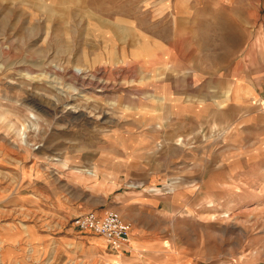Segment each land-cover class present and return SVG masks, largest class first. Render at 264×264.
<instances>
[{
	"label": "rangeland",
	"instance_id": "rangeland-1",
	"mask_svg": "<svg viewBox=\"0 0 264 264\" xmlns=\"http://www.w3.org/2000/svg\"><path fill=\"white\" fill-rule=\"evenodd\" d=\"M113 3L120 2L0 0V264H110L96 257L98 245L108 251L106 240L79 231L73 220L89 211L103 214L115 210L131 223L125 215L128 209L120 206L148 195L172 200L178 193L165 194L163 190L171 192L183 185L175 178L162 186L132 176L120 178L114 186L111 178L90 177L78 167H98L102 138L128 119L119 105L124 99L125 104H135L138 95L135 78L142 70L125 65L116 55L115 64L105 66L97 61L99 52L105 56L108 49L113 55L120 46L113 37L115 30L123 40L130 36V27L87 8L92 6L115 19ZM144 4L141 0L127 2V10L130 6L138 9L139 17L133 18L142 28L151 22V17L142 16L145 13L139 10ZM185 4L209 15L208 0ZM97 27L112 30L109 36L113 42L99 40ZM153 34L167 36L159 31ZM169 35L171 44L174 36L178 38L173 50L178 48L187 62L181 70L195 68L200 61H206L202 66L209 64L205 52L211 50L196 48L200 44L192 40L195 34L181 31ZM214 67L223 69L225 65ZM86 68L92 78L86 71L82 74ZM68 106H78L85 115L73 113ZM29 116L38 117V124L27 128V142L22 143L17 131L28 124ZM224 128L206 119L190 140L213 139L218 154L225 153ZM177 141L183 143L184 137ZM158 148L163 152L164 143ZM221 163L219 160L218 192L182 193L180 198L189 207L171 213L184 228L200 219L214 223L218 250L228 249L230 254L225 264H264V160L246 162L235 157L232 168L237 175L233 176L226 175ZM154 187L160 190L152 191ZM70 235L78 236V242H70ZM245 254H249L247 260H243Z\"/></svg>",
	"mask_w": 264,
	"mask_h": 264
},
{
	"label": "crops",
	"instance_id": "crops-1",
	"mask_svg": "<svg viewBox=\"0 0 264 264\" xmlns=\"http://www.w3.org/2000/svg\"><path fill=\"white\" fill-rule=\"evenodd\" d=\"M115 1L120 2L112 6L115 19L87 7L131 28L130 36L123 40L118 30L114 33L97 27L99 40L113 42L109 36L113 32L120 44L113 55L108 49L105 56L99 52L97 61L105 66L115 64L116 55L125 65L142 70L135 78L138 95L135 104H125L124 99L119 105L128 119L102 138L104 147L99 148L98 167H78L90 177L111 178L114 186L120 178L132 176L146 177V184L162 186L175 178L183 185L175 191L163 190L165 194L178 193L172 200L148 195L120 206L128 209L125 215L132 223L130 245L123 250L108 247L106 251L102 244L95 243L100 246L96 257L110 264H225L230 254L228 249L218 250L214 223L200 219L184 228L171 212L189 207L180 198L182 193L188 196L202 190L218 192L219 160L224 162L221 164L226 175L232 176L237 175L232 168L235 157L246 162L264 160V0H208L209 15L205 10L188 7L185 2L189 0H141L145 1L144 8L139 9L145 13L142 16L151 17L145 28L133 18L139 17L138 9L130 6L127 10V2L137 0ZM190 23L194 25L189 27ZM157 31L167 36L157 37L153 34ZM181 31L195 34L192 40L200 44L196 48L211 50L205 52L210 58L207 66H202L206 61H200L195 68L181 70L187 62L178 48L173 50L178 38L174 36L171 44L169 35ZM84 111L72 110L79 115H85ZM206 119L225 127V153L218 154L213 139L190 140L198 124ZM180 137H184L183 143L177 141ZM161 143L165 146L163 152L158 148ZM77 237L70 235L67 239L78 242ZM248 256L245 254L243 260Z\"/></svg>",
	"mask_w": 264,
	"mask_h": 264
},
{
	"label": "built area",
	"instance_id": "built-area-1",
	"mask_svg": "<svg viewBox=\"0 0 264 264\" xmlns=\"http://www.w3.org/2000/svg\"><path fill=\"white\" fill-rule=\"evenodd\" d=\"M73 225L81 232H93L102 236L112 250H123L131 242V223L115 210H107L103 214L86 212L76 217Z\"/></svg>",
	"mask_w": 264,
	"mask_h": 264
},
{
	"label": "bare ground",
	"instance_id": "bare-ground-1",
	"mask_svg": "<svg viewBox=\"0 0 264 264\" xmlns=\"http://www.w3.org/2000/svg\"><path fill=\"white\" fill-rule=\"evenodd\" d=\"M79 67H81V66H79ZM86 71V72H85ZM87 74V76H89V77H93L94 75H90L89 74V70H88V68H86V70L84 69V71L82 72V74H85V73ZM77 74L78 75H82V74H80L79 72H77ZM76 74V75H77ZM84 79H86V77L84 78ZM99 83H102V80L99 82ZM101 87V86H100ZM103 88V87H102ZM103 90V89H102ZM100 91H101V89H100ZM54 105V104H53ZM68 108H76V109H71V110H77L78 111V106H72V107H69L68 106ZM80 110V109H79ZM79 113V112H78ZM38 117H34V116H29V120H28V124H23L22 125V127L21 128H19L18 129V131H17V136H19V138H20V140H21V142L22 143H26L27 142V135H26V133H27V128L28 127H31V126H36L37 127V124H38ZM85 172V171H84Z\"/></svg>",
	"mask_w": 264,
	"mask_h": 264
}]
</instances>
